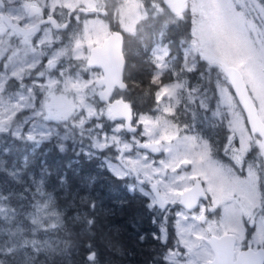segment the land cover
<instances>
[{
  "label": "snow or ice",
  "instance_id": "6c2138e0",
  "mask_svg": "<svg viewBox=\"0 0 264 264\" xmlns=\"http://www.w3.org/2000/svg\"><path fill=\"white\" fill-rule=\"evenodd\" d=\"M150 33L145 91L125 51ZM94 161L158 225L154 264H264V0H0V264H63L104 211Z\"/></svg>",
  "mask_w": 264,
  "mask_h": 264
},
{
  "label": "trees",
  "instance_id": "16d2710c",
  "mask_svg": "<svg viewBox=\"0 0 264 264\" xmlns=\"http://www.w3.org/2000/svg\"><path fill=\"white\" fill-rule=\"evenodd\" d=\"M188 27L189 25L181 24L179 27L171 28L166 35L169 39L179 42L186 35ZM153 39L154 36L150 33L144 38L143 43L130 40L125 51L133 79L145 91L149 87L151 72L146 62L148 57L144 49L146 44L151 46ZM203 70L201 67L200 71ZM188 78L193 84L197 83L200 81L199 72L189 73ZM200 82L206 84L203 81ZM137 96L140 100L139 111H148L152 107L151 98L141 96L139 89ZM49 149L52 150L53 157L59 159L51 145H49ZM64 160L66 162V156ZM98 164L99 161L84 162L83 172L99 175L100 179L94 186L93 194L99 198L104 211L98 210L96 225L91 229V232L84 231L80 224L68 223L73 248L71 255L63 261V264H86L87 245L90 243L94 245V250L98 253L100 264H154V257L158 258L162 247L151 236L152 232H159L158 225L151 223L149 214L141 209L139 199L130 197L127 191L120 186V183L113 180L107 171L97 168ZM57 191H59L58 188ZM63 196L64 194L61 192V203H63ZM121 198L128 200V204L123 208L118 203ZM68 215L72 216L75 213L69 212ZM141 234L146 235L143 242L138 238ZM169 238V247H171L175 241V231L171 224H169ZM41 259L43 260V257Z\"/></svg>",
  "mask_w": 264,
  "mask_h": 264
},
{
  "label": "flooded vegetation",
  "instance_id": "af4514ba",
  "mask_svg": "<svg viewBox=\"0 0 264 264\" xmlns=\"http://www.w3.org/2000/svg\"><path fill=\"white\" fill-rule=\"evenodd\" d=\"M41 2H43V0H41ZM213 77H214V75H213ZM205 86L208 87V88L210 89V92H211V88H212V86H211V85H207V84H205ZM222 131H223V132H222ZM213 134L217 136V139H218L219 142H220V147H221V149H222L223 144L226 143V140H225L226 132H225V130H223V129L218 130V135H217L216 132H214ZM217 158H218V159L227 160V157L224 156L222 150L218 153ZM211 218L214 219V218H217V217H211ZM173 222H174V221H173L172 219H170L169 224H171V226H172ZM172 228L174 229V227H172ZM174 231H175V229H174ZM171 246H173V244H172Z\"/></svg>",
  "mask_w": 264,
  "mask_h": 264
},
{
  "label": "rangeland",
  "instance_id": "374dc122",
  "mask_svg": "<svg viewBox=\"0 0 264 264\" xmlns=\"http://www.w3.org/2000/svg\"><path fill=\"white\" fill-rule=\"evenodd\" d=\"M189 79V78H188ZM175 242V241H174ZM174 242L172 244H174Z\"/></svg>",
  "mask_w": 264,
  "mask_h": 264
}]
</instances>
